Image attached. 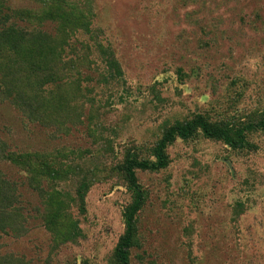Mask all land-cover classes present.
I'll return each instance as SVG.
<instances>
[{"label":"rangeland","instance_id":"rangeland-1","mask_svg":"<svg viewBox=\"0 0 264 264\" xmlns=\"http://www.w3.org/2000/svg\"><path fill=\"white\" fill-rule=\"evenodd\" d=\"M51 1L0 0L7 25L73 44L66 79L47 88L46 125L0 100V145L21 158L0 160V177L28 217L25 235L0 236V264H113L130 201L117 171L125 151L149 155L165 128L194 115L238 125L264 112V0ZM100 44L119 79L106 76ZM248 139L253 151L177 139L167 168L136 172L146 198L131 264H264V132ZM31 167L46 172L42 198L27 184Z\"/></svg>","mask_w":264,"mask_h":264},{"label":"trees","instance_id":"trees-1","mask_svg":"<svg viewBox=\"0 0 264 264\" xmlns=\"http://www.w3.org/2000/svg\"><path fill=\"white\" fill-rule=\"evenodd\" d=\"M50 3L63 4L60 0H53ZM9 17L10 15L2 12L0 7V54L5 52L7 54L6 59H0V100L8 101L29 122L46 125V110L52 102V93H47V88L51 86L57 91L66 79L65 74L62 73L69 63H65L62 57L67 48H73V44L64 40L69 39L66 34L56 40L36 28L20 27L18 24L7 25ZM82 18L84 19V16L80 17ZM19 19V21L25 20L23 16ZM80 19L78 18L77 21ZM68 29L72 30L69 26ZM99 53L105 65L106 76L111 80L122 77L120 65L111 47L100 44ZM53 97H56V93ZM56 98L60 100L62 96ZM255 131L264 132V112L260 113L255 121L238 125L225 122L211 123L198 114L165 128L147 156H143L138 147L127 149L117 171L130 194V201L122 210L124 231L114 248L113 264H131L130 252L136 246V216L146 198L136 177L137 171L159 172L167 168L170 164L168 146L177 139L187 141L198 135L208 140L220 141L232 150L253 151L256 146L249 141L248 134ZM0 160L13 161L18 166L21 164L18 162L21 158H16L13 153H6L1 145ZM27 171L30 175L27 184L33 191L39 193L40 178L36 177L43 178L46 172L36 167L28 168ZM89 185L88 179L84 177L75 192V202L82 214L85 213V197ZM40 197L43 196L40 194ZM26 214V208L17 201L14 183L6 182L0 177V236L25 235L28 222Z\"/></svg>","mask_w":264,"mask_h":264}]
</instances>
